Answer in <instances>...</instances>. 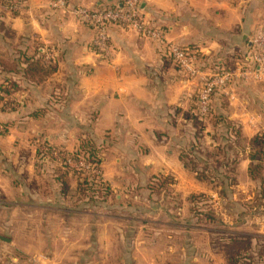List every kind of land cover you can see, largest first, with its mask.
Wrapping results in <instances>:
<instances>
[{"label":"crops","instance_id":"obj_1","mask_svg":"<svg viewBox=\"0 0 264 264\" xmlns=\"http://www.w3.org/2000/svg\"><path fill=\"white\" fill-rule=\"evenodd\" d=\"M14 1V9L0 5V58L14 65L0 64V95L14 103L0 102V264H264V210L248 153L225 191L199 174L220 165V151L234 156L227 136L237 132L246 144L264 133V75L248 61L264 0H141L163 42L110 25L109 57L94 45L96 28L70 7L121 8L124 0H68L67 9ZM166 42L189 49L206 73H235L205 126L196 117L200 81ZM38 49L43 65L32 64ZM9 83L17 89L3 93ZM81 138L102 149L114 206L84 205L40 159V146L73 151ZM156 180H172L174 192L154 191ZM200 194L215 220L194 214L190 196Z\"/></svg>","mask_w":264,"mask_h":264},{"label":"trees","instance_id":"obj_2","mask_svg":"<svg viewBox=\"0 0 264 264\" xmlns=\"http://www.w3.org/2000/svg\"><path fill=\"white\" fill-rule=\"evenodd\" d=\"M0 2L4 3L0 5H12L15 3L14 0H1ZM38 51L40 57L37 58L32 64L43 65L42 62L44 54L40 51V49H38ZM0 64H4L5 67L9 68L14 66L10 65L13 63H7L3 58H0ZM53 69V65L48 66L46 71ZM44 70L45 69H43V71ZM15 89H17V87H15L14 84L9 83L8 86H6L5 88L2 87L1 90L3 91V93H7L9 92V90L12 92V90L15 91ZM219 92L220 91H216L212 95V100ZM0 102L2 103H0L2 106L14 105L11 99L5 100V97L2 95H0ZM196 117L200 126H205L207 124V118L204 119L198 115L197 106ZM232 135L233 136H227V140L228 142H230V147H232L230 150H233L235 152L234 156L232 158L230 157L229 159L227 157V152L220 151V154L222 155V161L219 160L220 165L218 167H212L209 164L207 165L206 163L205 166H203L202 170H200V177L204 179L211 177V181L215 180V182H217L219 186H222V189L225 191L226 186H232L235 183L233 171L238 161V157L241 155V153L247 152L250 159L253 160V165L249 169V175L258 183L257 201L259 203V206H262L264 210V133L258 134L251 141L245 142L246 144H244V141L239 138V134H237V132L236 134L234 133ZM46 147L47 149L45 152H42L40 159L42 158L43 160L45 158L46 161L55 166V178L59 181L62 189L65 192H70L74 195V197H76V199H78V201L85 204H91L92 202L98 203L99 201H102L103 199L111 195V188L109 185H106L107 182H105V180L103 179L96 178L93 175L91 169H75L70 167L65 162L67 158H73L75 160H77L78 158H83L84 161L90 166L100 167L102 162V149L95 142L89 139L81 138L80 144L73 151H68L66 149L52 146L47 143ZM54 150L59 151L62 160H58L52 155V152ZM220 174H223V176H220ZM74 181L76 182V186H74L73 188L72 183ZM162 183L164 182L156 180L153 184V189L155 191L159 190ZM71 187L73 189H71ZM73 190L74 192H72ZM190 199L192 202L193 212L197 217L203 219H216L210 208H208L210 207V202L205 194L191 195ZM247 247L248 244H246L245 249ZM239 249L243 250V246H241ZM237 256L238 257L235 258L234 263H237L239 260L240 255L237 254ZM241 256L245 258V255ZM244 258H242V261L244 260Z\"/></svg>","mask_w":264,"mask_h":264},{"label":"built area","instance_id":"obj_3","mask_svg":"<svg viewBox=\"0 0 264 264\" xmlns=\"http://www.w3.org/2000/svg\"><path fill=\"white\" fill-rule=\"evenodd\" d=\"M141 0H124V7H110L106 9L90 10L80 6L70 7L68 0H50L49 5L52 9H67L70 7L71 12L79 16L82 20L92 24L97 35L94 45L99 53L109 57L111 53L110 36L108 27L114 24H121L131 27L138 31L142 36L152 37L163 42V32L149 26L142 17ZM14 5H6L4 9H14ZM255 48L248 55L249 62L255 65L253 71L264 75V29L259 30L252 39ZM167 48L174 61L190 76L197 77L200 81L197 95V113L201 118H207L212 110V95L216 91L224 90L233 80L235 73L232 70H222L219 72L206 73L200 65L197 64L195 55L186 47L166 42ZM48 52V51H47ZM46 52L47 58L50 54ZM9 107V106H8ZM7 107V108H8ZM46 148L40 150L45 152ZM52 155L62 160L58 150H54ZM65 162L75 169H91L93 175L100 179L101 170L87 164L83 158L77 160L67 158Z\"/></svg>","mask_w":264,"mask_h":264},{"label":"rangeland","instance_id":"obj_4","mask_svg":"<svg viewBox=\"0 0 264 264\" xmlns=\"http://www.w3.org/2000/svg\"><path fill=\"white\" fill-rule=\"evenodd\" d=\"M41 143V142H40ZM43 144V143H42ZM40 147H45V146H40ZM46 149H47V147H46ZM45 149V150H46ZM42 151L43 150H41L40 152H38L39 153V156H41L42 155ZM44 160V159H43ZM44 161H46V160H44ZM95 168H99L100 170H101V178L100 179H103V180H105L104 179V176L102 175V168H101V166L100 167H96L95 166ZM105 182H107L106 183V185H109L110 186V188H111V192L112 193H114V185L112 184V183H110L108 180L107 181H105ZM74 186H76V182L74 181L73 183H72V187L74 188ZM71 187V189H73ZM121 188V187H120ZM174 188V183L173 182H164V183H162L161 184V186H160V188H159V190H157V191H161V192H171V190L173 191V190H175V188ZM122 189H123V187H122ZM154 190V189H153ZM117 191H122L121 189H117ZM155 191V190H154ZM257 191H258V187H257ZM72 192H74V190L72 191ZM174 192V191H173ZM165 201V204L168 206V205H172V203H173V201L174 200H164ZM106 202H108V204L110 205V206H114V198H113V195L111 194L110 196H108V197H106L105 199H103L102 201H99L98 203H94V202H92L91 204H85L84 203V205H86V206H95V205H97V206H101V205H103L104 203H106ZM101 203V204H100ZM107 219L104 217V222H109V221H106Z\"/></svg>","mask_w":264,"mask_h":264}]
</instances>
